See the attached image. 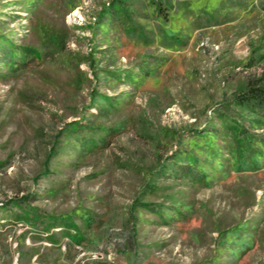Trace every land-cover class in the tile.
Returning a JSON list of instances; mask_svg holds the SVG:
<instances>
[{
    "label": "rangeland",
    "instance_id": "obj_1",
    "mask_svg": "<svg viewBox=\"0 0 264 264\" xmlns=\"http://www.w3.org/2000/svg\"><path fill=\"white\" fill-rule=\"evenodd\" d=\"M0 264H264V0H0Z\"/></svg>",
    "mask_w": 264,
    "mask_h": 264
},
{
    "label": "trees",
    "instance_id": "obj_2",
    "mask_svg": "<svg viewBox=\"0 0 264 264\" xmlns=\"http://www.w3.org/2000/svg\"><path fill=\"white\" fill-rule=\"evenodd\" d=\"M253 96H254V97H258V95H257V94H253Z\"/></svg>",
    "mask_w": 264,
    "mask_h": 264
}]
</instances>
